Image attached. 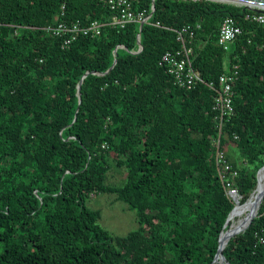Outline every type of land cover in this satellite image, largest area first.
Wrapping results in <instances>:
<instances>
[{"label":"trees","instance_id":"16d2710c","mask_svg":"<svg viewBox=\"0 0 264 264\" xmlns=\"http://www.w3.org/2000/svg\"><path fill=\"white\" fill-rule=\"evenodd\" d=\"M152 4L136 0L134 9L148 15ZM155 4L135 53L140 24L111 26L115 13L100 0H0V264H213L264 166V25L246 19L264 12L209 0ZM226 18L244 31L230 51L217 44ZM60 20L104 25L64 46L43 29ZM198 23L195 68L205 81L239 70L223 144L240 172L235 203L215 161L213 91L179 88L159 65L180 47L176 30ZM112 160L125 170L121 185L107 183ZM101 193L136 210L138 228L106 230L88 206ZM259 237L264 200L229 240L227 261L264 264Z\"/></svg>","mask_w":264,"mask_h":264},{"label":"built area","instance_id":"2783aa9c","mask_svg":"<svg viewBox=\"0 0 264 264\" xmlns=\"http://www.w3.org/2000/svg\"><path fill=\"white\" fill-rule=\"evenodd\" d=\"M105 6H108L114 13L110 22L111 26L124 28L127 24L138 22L139 24H148L153 16V5L150 13L146 10L136 11L134 1L136 0H100ZM65 5L62 6L60 17H65ZM250 19L264 25V13L250 15ZM102 23L93 21L83 24L80 21L60 20L55 24L44 27V31L53 37L64 38V46L70 45L79 35L98 36L103 28ZM161 26L160 23H156ZM201 29V24L185 25L176 30L177 41L180 47L173 51H167L161 58L159 65L166 68V72L172 76L174 83L184 90H193L199 84H205L213 91V112H215V121L217 123L218 136L213 140L215 149V161L218 166L219 175L225 185L227 195L234 199L239 197V191L236 187V180L240 172L228 158L227 150L224 148V128L227 121L235 115L234 99L236 96V86L239 79V70L237 68L227 69L217 80L207 82L201 73L195 68V59L197 57L193 46L196 31ZM243 29L233 18H226L219 30L217 44L225 51H230L233 44L243 34ZM18 31H16V34ZM139 49L135 51L138 53ZM234 138L238 140V136ZM259 242H264L263 237H259Z\"/></svg>","mask_w":264,"mask_h":264},{"label":"rangeland","instance_id":"374dc122","mask_svg":"<svg viewBox=\"0 0 264 264\" xmlns=\"http://www.w3.org/2000/svg\"><path fill=\"white\" fill-rule=\"evenodd\" d=\"M111 163L112 168L109 172L107 183L110 185H121L126 176L125 170L118 167L113 160ZM260 169L257 171L256 179H258ZM241 197L242 196L239 195L240 199H242ZM262 199L264 200V197ZM233 201L235 203V198ZM262 205L263 201L260 205L261 208L258 213L262 209ZM88 206L92 209L101 211L100 224L113 235L126 236L131 231L136 230L139 226L136 210H133L125 201L118 200L117 196L114 194L101 193L98 195H92L90 197V201H88ZM234 222L235 220L233 223Z\"/></svg>","mask_w":264,"mask_h":264},{"label":"bare ground","instance_id":"6f19581e","mask_svg":"<svg viewBox=\"0 0 264 264\" xmlns=\"http://www.w3.org/2000/svg\"><path fill=\"white\" fill-rule=\"evenodd\" d=\"M220 1L224 2L226 0H220ZM235 4L241 5V3H235ZM263 197H264V169H261L260 172L258 173L256 187L252 192V194L250 195L249 199L244 204H242L238 209L236 208L234 210L233 215L236 213L235 222L232 223L230 227L223 232L221 246H226L229 239L242 233L246 229L252 217L254 218L255 216H257L258 211L260 209V205L263 201L262 199ZM229 220L227 226L229 224ZM220 262H223L221 259V254L219 255L215 264H218Z\"/></svg>","mask_w":264,"mask_h":264},{"label":"water","instance_id":"95a60500","mask_svg":"<svg viewBox=\"0 0 264 264\" xmlns=\"http://www.w3.org/2000/svg\"><path fill=\"white\" fill-rule=\"evenodd\" d=\"M209 1H215V2H221V3H227V4H232V5H235V6H244V7H247V8H249V9H253V10H255L256 12H264V0H226V1H220V0H209ZM235 3H241V5H238V4H235ZM153 14H154V12H155V9H156V4H155V0H153ZM143 27H144V23H141L140 24V33H139V35H138V44L140 45V51L139 52H141L142 50H143V46L141 45V39H140V37H141V32H142V30H143ZM121 48H124L123 46H120ZM117 50H115V52H116ZM138 52V53H139ZM116 63H117V61L115 60V62H114V64L112 65V67L108 70V72L116 65ZM80 89H81V85H79L78 86V96H79V101H80V98H81V92H80ZM264 168V166L261 168V169H263ZM260 169V170H261ZM234 210V209H233ZM233 210L231 211V213L233 212ZM231 213H230V215H231ZM230 215H229V217H230ZM229 217H228V219H227V221H226V223H225V225H224V228L227 226V223H228V220H229ZM256 217V216H255ZM254 217V218H255ZM254 218H252L251 220H250V223L247 225V227H246V229L251 225V223H252V221H253V219ZM245 229V230H246ZM244 230V231H245ZM243 231V232H244ZM222 235H223V231L221 232V234H220V237H219V248H218V252H217V254L215 255V258H214V261H213V264H215L216 263V260L218 259V257H219V255L221 254V259H222V261L225 263V264H231L229 261H227V259L225 258V256H224V253H223V250L225 249V247L227 246H221V240H222ZM230 240V239H229ZM229 242V241H228ZM228 244V243H227ZM221 264H223V263H221Z\"/></svg>","mask_w":264,"mask_h":264}]
</instances>
